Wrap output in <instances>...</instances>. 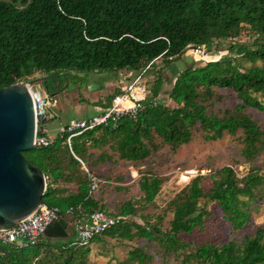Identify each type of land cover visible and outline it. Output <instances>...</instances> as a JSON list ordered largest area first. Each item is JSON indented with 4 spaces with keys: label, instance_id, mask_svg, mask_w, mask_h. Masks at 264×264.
Masks as SVG:
<instances>
[{
    "label": "trees",
    "instance_id": "16d2710c",
    "mask_svg": "<svg viewBox=\"0 0 264 264\" xmlns=\"http://www.w3.org/2000/svg\"><path fill=\"white\" fill-rule=\"evenodd\" d=\"M242 31L249 45L239 42ZM211 44L226 54L185 66L167 91L168 104L155 101L163 70L182 58L185 47ZM148 64L146 71L155 74L150 101L134 118L81 132L69 146L67 134H57L51 145L22 153L45 176L42 201L59 219L34 245H1L0 264H89L90 247L109 252L105 239L153 242L165 264H264L260 226L241 239L182 240L202 232L214 209L231 232L251 225L253 214L264 207L261 169L237 177L223 166L194 176L167 203L166 230L160 229L159 216L157 221L140 217L141 225L132 219L138 209L154 205L164 179L140 172L141 195L109 213L97 195L109 181L93 173L105 162L137 165L163 146L176 149L195 137L214 142L238 131L244 161L251 164L264 155V129L250 112L264 113V0H0V89L59 73L138 74ZM91 177L99 181L92 191ZM95 211L117 223L80 246L69 235V224ZM152 258L135 246L115 264H149Z\"/></svg>",
    "mask_w": 264,
    "mask_h": 264
},
{
    "label": "rangeland",
    "instance_id": "374dc122",
    "mask_svg": "<svg viewBox=\"0 0 264 264\" xmlns=\"http://www.w3.org/2000/svg\"><path fill=\"white\" fill-rule=\"evenodd\" d=\"M239 42L249 45L246 31L241 32ZM214 46V44H211L205 50L207 51L206 58H215V60L209 59L205 61H216L226 54L223 51H216ZM184 58H188L191 62L196 61L193 60L196 59L195 56L193 58L185 54ZM186 63L188 62L186 61ZM241 64L244 67L250 66V63L246 61H242ZM51 76L55 77L46 80L44 84H40L39 88L50 95H55L57 101H59L58 107L56 106L54 109L55 118L47 121L45 125L47 136L53 139L57 135L58 130L69 120L83 119L88 116L90 104H88L87 100L94 99L90 95L94 89L91 87L94 78L90 73L75 72L67 73L66 75L59 73ZM35 78L38 79L40 76H35ZM150 85L151 82L147 83L148 88H150ZM169 87V83L165 84L162 87V91L167 92ZM108 96L110 97V95H104L101 99L105 102V98ZM160 99V101L168 104L165 97L161 98L160 95ZM224 103L227 106L231 105L229 100H225ZM217 107L221 108V104L217 105ZM250 112L264 129V113L252 110ZM239 138H241L239 131L234 135H223L220 140L214 142H204L200 137H195L188 144L176 149L163 146L150 158L137 165L122 161L105 162L93 169L95 176L105 179L106 182L109 181L108 184H105L99 190L97 195L103 198L109 213H114L119 204L129 198L137 199L141 195L137 187L140 172L156 174L164 181L160 186L154 205H149L142 210L138 209L132 219L141 225L140 217H146L150 221H157L155 217L159 216L161 217L158 221L160 223L159 227L161 230H166L171 218V214L166 208L167 203L194 176L198 174L207 175L223 166L231 167L237 177H242L247 169L252 167L264 171V155L254 159L251 164L241 158L240 149L242 145ZM94 152L97 153V151ZM116 188L120 189L116 190ZM256 226H260L264 230V207L259 208L253 214L251 225H246L239 232H231L228 225L222 220L220 211L214 209L211 217L206 220L202 232L194 231L190 236H183L182 240L186 243L197 244L207 239L216 241L241 239L244 235L252 233ZM69 235L71 236L70 229ZM105 242L109 249V252L105 255H103L99 246L90 247L89 264H115L123 260L125 253L135 246L143 247L146 252L152 255L153 258L149 264H165L161 262L159 255L156 253L157 250L153 242H147L144 239H134L130 242L124 241L121 244H117L116 240L111 239H105Z\"/></svg>",
    "mask_w": 264,
    "mask_h": 264
},
{
    "label": "built area",
    "instance_id": "2783aa9c",
    "mask_svg": "<svg viewBox=\"0 0 264 264\" xmlns=\"http://www.w3.org/2000/svg\"><path fill=\"white\" fill-rule=\"evenodd\" d=\"M185 54L193 58L195 56L196 59L193 60L196 61L194 62H203L205 61L204 57L207 56V51L204 46L193 47L189 45L185 47L182 56L185 57ZM149 64L143 71L131 79L124 88L113 95L108 107L99 114L87 119L70 120L66 125L62 126L57 134H67V146H69L70 139L81 132L98 126L115 125L121 117L134 118L143 109L144 103L150 101L148 100L149 94L147 88L141 78V75L145 73ZM29 91L35 118L32 148L47 147L51 145L52 139L47 136L45 125L47 121L53 118L52 110L58 101L55 95L48 94L38 86L29 87ZM75 159L82 165L79 159L76 157ZM82 168L87 172L83 165ZM97 182H99L97 179L91 177L90 191L96 188ZM66 214H70V210H67ZM57 219H59V215L55 209L39 206L34 213L12 228L0 231V246L15 244L20 248L34 245L43 235L46 227L57 221ZM116 223L117 220L114 217L107 216L102 211H95L74 222V241L80 246L85 245L94 236L101 234Z\"/></svg>",
    "mask_w": 264,
    "mask_h": 264
},
{
    "label": "water",
    "instance_id": "95a60500",
    "mask_svg": "<svg viewBox=\"0 0 264 264\" xmlns=\"http://www.w3.org/2000/svg\"><path fill=\"white\" fill-rule=\"evenodd\" d=\"M55 76L18 82L0 89V231L12 228L46 206V179L28 163L23 152L32 149L35 118L29 87Z\"/></svg>",
    "mask_w": 264,
    "mask_h": 264
},
{
    "label": "crops",
    "instance_id": "0c3cea01",
    "mask_svg": "<svg viewBox=\"0 0 264 264\" xmlns=\"http://www.w3.org/2000/svg\"><path fill=\"white\" fill-rule=\"evenodd\" d=\"M186 61L188 63H186ZM192 62H194V61H192ZM192 62L188 58L185 59L182 56L181 59H179L177 61H173L172 63H170L168 65V67L166 69L163 70V72H162L163 84L160 86L161 87L160 88V92L158 94V97L155 98V101L162 102V101H160L161 100L160 99V95H161V98L165 97V99L167 100V97H166L167 96V92H163L162 91V87L165 84H167V83H169L170 86H171V84L173 82V78L180 71H182L185 66H188ZM90 74L94 78V80L92 82V85H91V87L94 88V89H93L92 93L90 94L94 99L93 100H87L88 104H90V107H88L89 114H88V116H86V118H83V119H87V118H89V117H91L93 115L99 114L101 111L106 109L108 107V105H109V102H110V101L106 100L109 96L105 98V102L101 99V97L104 96V95H110V96L111 95H115L122 88H124V86L131 79H133L137 75V74H134L132 72H120V73H116V74H112V73L111 74L110 73H90ZM141 78H142V81L145 84L146 88H148L147 87V83L152 82L154 80V78H155L154 71H152L150 69L147 70L145 73H143L141 75ZM40 86L41 85H39L38 87H40ZM148 89H147V91H148V94H149V90ZM162 93H163V95H162ZM58 103H59V101L57 102V105H56L57 107H58ZM56 106L54 107V109L56 108ZM54 109L52 110L53 118H55ZM66 124H64V125H66ZM69 228L71 230V236L74 238V227H73V224H69Z\"/></svg>",
    "mask_w": 264,
    "mask_h": 264
},
{
    "label": "clouds",
    "instance_id": "9594fccd",
    "mask_svg": "<svg viewBox=\"0 0 264 264\" xmlns=\"http://www.w3.org/2000/svg\"><path fill=\"white\" fill-rule=\"evenodd\" d=\"M207 62V61H206ZM197 63V62H196Z\"/></svg>",
    "mask_w": 264,
    "mask_h": 264
}]
</instances>
